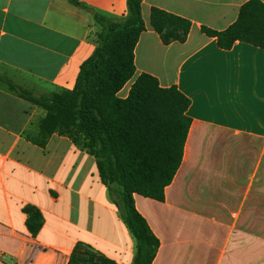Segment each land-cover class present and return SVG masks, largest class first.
I'll use <instances>...</instances> for the list:
<instances>
[{"label":"crops","instance_id":"1","mask_svg":"<svg viewBox=\"0 0 264 264\" xmlns=\"http://www.w3.org/2000/svg\"><path fill=\"white\" fill-rule=\"evenodd\" d=\"M76 1L81 7L0 0V78L36 96L75 87L101 32L95 14L127 12V0ZM250 1H142L135 75L118 96L147 73L189 99L191 119L165 200L134 195L160 242L152 264H264V49L243 41L222 49L203 32L228 29ZM152 8L189 20L187 40L164 44L151 26ZM44 114L0 80V264H69L78 244L132 264L134 240L95 159L64 136L53 134L44 148L28 138L38 135ZM28 205L43 215L36 236Z\"/></svg>","mask_w":264,"mask_h":264},{"label":"trees","instance_id":"2","mask_svg":"<svg viewBox=\"0 0 264 264\" xmlns=\"http://www.w3.org/2000/svg\"><path fill=\"white\" fill-rule=\"evenodd\" d=\"M143 0H127L125 16L113 19L95 14L101 27L93 54L80 67L75 87L51 96H36L14 82L0 78L21 99L44 111L38 135L28 137L44 148L53 134L69 138L91 155L97 165L108 200L134 240L132 264H152L160 242L145 218L137 211L134 195L165 200L168 187L183 160L191 119L190 101L175 86L163 88L156 77L142 73L131 85L126 98L119 92L135 75V48L145 30ZM71 2L81 7L76 0ZM151 26L164 44L184 43L191 22L158 8L151 10ZM219 47L229 49L243 41L264 49V4H245L238 20L217 32ZM27 227L36 236L43 226L39 209L26 206ZM69 264H115L78 244Z\"/></svg>","mask_w":264,"mask_h":264},{"label":"water","instance_id":"3","mask_svg":"<svg viewBox=\"0 0 264 264\" xmlns=\"http://www.w3.org/2000/svg\"><path fill=\"white\" fill-rule=\"evenodd\" d=\"M93 12H91V14H92Z\"/></svg>","mask_w":264,"mask_h":264}]
</instances>
